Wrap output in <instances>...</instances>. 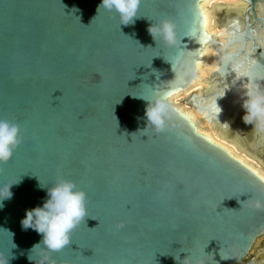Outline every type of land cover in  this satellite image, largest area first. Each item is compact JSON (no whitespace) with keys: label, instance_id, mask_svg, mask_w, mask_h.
<instances>
[{"label":"water","instance_id":"water-1","mask_svg":"<svg viewBox=\"0 0 264 264\" xmlns=\"http://www.w3.org/2000/svg\"><path fill=\"white\" fill-rule=\"evenodd\" d=\"M200 1L141 0L143 17L119 26L114 14L97 13L101 0H0V118L15 120L23 137L0 161V182L20 180L0 207L8 264H177L173 256L187 253L239 264L249 256L264 235V207L251 206L264 203L262 177L173 106L163 132H140L148 102L167 100L195 78L209 40L208 79L218 86L183 102L210 126L214 117L225 128L223 107L237 111L250 74L264 76V0H242V15L220 19L216 34L205 29ZM161 19L175 24L178 46L149 35ZM240 116L233 132L241 124L243 135ZM60 177L87 194V217L72 243L46 259L32 249L41 236L20 221L47 198L39 181L51 186ZM261 259L264 249L251 260Z\"/></svg>","mask_w":264,"mask_h":264},{"label":"clouds","instance_id":"clouds-1","mask_svg":"<svg viewBox=\"0 0 264 264\" xmlns=\"http://www.w3.org/2000/svg\"><path fill=\"white\" fill-rule=\"evenodd\" d=\"M140 4L141 0H101L97 7V13L101 10L112 13L118 18L119 26H128L134 24L136 19L143 17L138 14ZM147 31L156 43L159 41L168 47L178 46L179 38L176 26L169 19H161L151 23ZM172 69L173 64L171 63ZM261 80H264V76L250 74V83L241 104L244 112L241 117L242 122L245 125H251L258 133H264V85L259 82ZM171 110V105L166 98L148 102L145 108L146 126L140 132H144L149 127L156 133L163 132L166 128V118ZM221 112L222 109L217 106V119ZM222 124L225 127H230L227 121ZM22 139L20 125L15 120L0 118V161L9 159L13 149L20 145ZM19 182V178L14 182H0V207L3 206L4 200L11 199L13 195L10 191L11 186L17 185ZM39 187L46 190L47 198L44 199L41 206L25 210V215L20 223L23 230L32 229L41 236L40 242L35 244L32 249L44 250L49 254L45 258L50 259L51 253H58L72 243L71 233L87 217V194L78 189L75 182L63 177L58 178L51 186L43 185L39 181ZM251 206L260 209L264 207V203L253 202ZM218 254L223 260L230 258L220 255V250ZM204 255L208 254L204 252ZM173 258L177 264H208L203 257L193 259L189 253L183 259H181L180 254L176 257L173 256ZM8 259V256H0V264H8ZM28 259L31 261L30 256Z\"/></svg>","mask_w":264,"mask_h":264},{"label":"bare ground","instance_id":"bare-ground-1","mask_svg":"<svg viewBox=\"0 0 264 264\" xmlns=\"http://www.w3.org/2000/svg\"><path fill=\"white\" fill-rule=\"evenodd\" d=\"M199 5L201 10L205 12L207 18V24L205 25V29L211 31L212 34L218 33L217 30L219 29V26L215 20L217 11L221 10L223 7H227L228 12L238 10L237 13H232L228 15L230 18H238L240 15H242L244 8L246 7V4L242 0H202L200 1ZM214 51L215 45L212 44L209 40L205 51H203V54L200 56L201 61H198V63L196 64L195 71L193 72V76H195V78H193L191 83L188 84L186 88L181 91H178L173 96H169L167 98V102L171 106L180 109V111L183 112L195 125L199 133L205 135L210 141H213V143H216L217 145L224 148L232 157L238 159L243 165L249 167L251 170H254L255 174L262 177V179L264 180V168L261 165L257 164L254 160H252L251 157L249 158L248 156H246V154L240 152L235 146H233L224 139V135L226 133L229 135L228 127L223 128L221 126V123L215 120L214 117H212L210 121V126L207 120H205V117L195 112L194 108L184 102V105L179 103V101H184L185 98L194 91L197 93L203 92V94L206 95L210 94L217 88V82L214 79H208V73L212 70L210 66L214 67L213 64H210L214 63V61H210L209 58L211 57ZM223 109L225 111V117L227 122L231 124L235 123L236 118L238 117V115L241 114V116L239 117V122L241 123V117L244 114L242 107H240L237 111L232 109L230 106H224ZM238 126L240 128L241 124ZM255 137V147H253L255 148V150H257L258 138L261 137V139L259 140V144L264 145V133H262L261 136L258 133Z\"/></svg>","mask_w":264,"mask_h":264},{"label":"rangeland","instance_id":"rangeland-1","mask_svg":"<svg viewBox=\"0 0 264 264\" xmlns=\"http://www.w3.org/2000/svg\"><path fill=\"white\" fill-rule=\"evenodd\" d=\"M238 10H233V12H228L227 10V7H223L221 10L217 11V15H216V22L217 24L218 23V20L220 19H223L225 16H228L230 14H234V13H237ZM210 56V55H209ZM209 58V57H208ZM180 104H183V101H179ZM184 105V104H183ZM250 128L248 127V125L246 126L245 128V132L243 133V135H245L244 137H246V139H248V137H250L252 134H253V131L252 129L249 130ZM233 130H235V127L232 126V130L229 132V137H226V135H224V139L229 142L230 144H232L233 146H235L240 152H243L244 154H246V156H248L249 158L251 157L252 160H254L257 164L261 165L263 168H264V146H261L258 148V151H257V155L259 156V158H261V160L257 157H255L253 154L251 155L249 151H247V149H244L242 143L240 142H234L232 140H230L231 137H233L234 135V132ZM249 133L250 132V136H248L246 133ZM250 140V139H249ZM260 160V161H259ZM264 249V235L262 236V238L259 240L257 239L254 246H253V249L251 250L249 256V258H254V256L256 255L257 252H259L260 250H263Z\"/></svg>","mask_w":264,"mask_h":264},{"label":"flooded vegetation","instance_id":"flooded-vegetation-1","mask_svg":"<svg viewBox=\"0 0 264 264\" xmlns=\"http://www.w3.org/2000/svg\"><path fill=\"white\" fill-rule=\"evenodd\" d=\"M230 124V127H228V129H229V132H230V130L232 129V126L233 127H235V124L233 123V124H231V123H229ZM251 129H252V131H253V134H254V129H253V127H251ZM236 130H237V132H236V134H234L233 135V137H231V139L230 140H232V141H234V142H240V143H242V145H243V147H245L244 149H247V151H249L250 152V154L252 155H254L255 157H257V158H259V156L257 155V151H258V149L257 150H255L254 148H253V146L255 147V145L253 144V146H252V144H250L251 142L250 141H248L247 139H246V137H244L241 133H242V129H241V126H240V128H238V125H237V127H236ZM228 132V133H229ZM226 133V132H225ZM258 134V133H257ZM261 134L262 133H259V135L261 136ZM226 135V137H229V135L226 133L225 134ZM261 139V137L260 138H258L257 139V141H258V146H257V148H259V140ZM260 160H261V158H259ZM259 160V161H260ZM262 161H264V160H262ZM261 260H264V259H261ZM239 264H255L252 260H251V258H249V257H247V258H245L244 260H242V262L241 263H239ZM256 264H259V262L258 263H256Z\"/></svg>","mask_w":264,"mask_h":264},{"label":"snow or ice","instance_id":"snow-or-ice-1","mask_svg":"<svg viewBox=\"0 0 264 264\" xmlns=\"http://www.w3.org/2000/svg\"><path fill=\"white\" fill-rule=\"evenodd\" d=\"M237 35V33H233V36H236ZM201 55H202V53H201ZM252 63H255V61H252ZM243 67L244 66H240V68H241V70H243ZM245 75L247 74L246 72L244 73ZM217 111V109L216 108H213V112H216Z\"/></svg>","mask_w":264,"mask_h":264}]
</instances>
